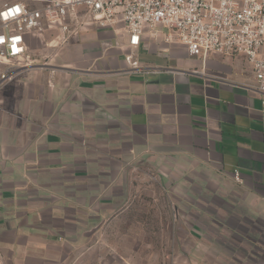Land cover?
Wrapping results in <instances>:
<instances>
[{
	"label": "crops",
	"instance_id": "1",
	"mask_svg": "<svg viewBox=\"0 0 264 264\" xmlns=\"http://www.w3.org/2000/svg\"><path fill=\"white\" fill-rule=\"evenodd\" d=\"M48 29L46 54L30 45ZM26 43L0 89V264H68L143 174L176 208L184 264H264V95L244 55H192L150 27L129 47L121 25L78 22Z\"/></svg>",
	"mask_w": 264,
	"mask_h": 264
},
{
	"label": "built area",
	"instance_id": "2",
	"mask_svg": "<svg viewBox=\"0 0 264 264\" xmlns=\"http://www.w3.org/2000/svg\"><path fill=\"white\" fill-rule=\"evenodd\" d=\"M76 22L99 28L121 25L129 47H137L145 27H150L164 29L167 41L185 45L192 55L242 54L252 67V88L264 95V0H41L37 6L5 2L0 6V89L28 64V33L56 26L68 36ZM127 60L137 65L131 55ZM234 176L242 180L238 171Z\"/></svg>",
	"mask_w": 264,
	"mask_h": 264
},
{
	"label": "rangeland",
	"instance_id": "3",
	"mask_svg": "<svg viewBox=\"0 0 264 264\" xmlns=\"http://www.w3.org/2000/svg\"><path fill=\"white\" fill-rule=\"evenodd\" d=\"M48 30L41 40L32 42L30 46H46V54L57 48L51 41L54 38L58 41V31ZM262 51L264 53V48ZM41 62L38 60L37 67H41ZM229 178L238 185L243 184V180L235 179L234 173ZM158 180L156 175H141L137 179L140 186L131 196L136 204L125 215L98 225L99 231L82 243L77 254L70 256L68 264H184L186 250L183 246L190 241L185 228L183 231V227L176 223L174 205L167 208V196L160 189ZM208 210L214 212L213 208ZM206 228L209 232L218 230V226L211 223Z\"/></svg>",
	"mask_w": 264,
	"mask_h": 264
}]
</instances>
